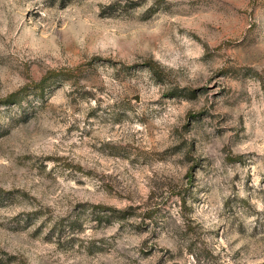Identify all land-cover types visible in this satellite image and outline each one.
Wrapping results in <instances>:
<instances>
[{"label":"rangeland","instance_id":"1","mask_svg":"<svg viewBox=\"0 0 264 264\" xmlns=\"http://www.w3.org/2000/svg\"><path fill=\"white\" fill-rule=\"evenodd\" d=\"M77 65L0 105V264H264V0H0V97Z\"/></svg>","mask_w":264,"mask_h":264},{"label":"trees","instance_id":"2","mask_svg":"<svg viewBox=\"0 0 264 264\" xmlns=\"http://www.w3.org/2000/svg\"><path fill=\"white\" fill-rule=\"evenodd\" d=\"M146 66L153 71L156 77L160 76V66L155 61L146 62ZM79 70L80 66H60L47 69L37 81H29L14 91L9 92L0 97V105L20 104L21 101L30 93H35L39 97H43L45 90L55 81H60L74 76V70ZM98 207H104L98 205Z\"/></svg>","mask_w":264,"mask_h":264}]
</instances>
